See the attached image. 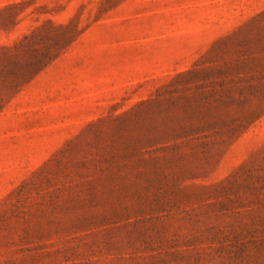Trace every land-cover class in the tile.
I'll list each match as a JSON object with an SVG mask.
<instances>
[{"label":"rangeland","instance_id":"374dc122","mask_svg":"<svg viewBox=\"0 0 264 264\" xmlns=\"http://www.w3.org/2000/svg\"><path fill=\"white\" fill-rule=\"evenodd\" d=\"M0 264H264V0H0Z\"/></svg>","mask_w":264,"mask_h":264}]
</instances>
